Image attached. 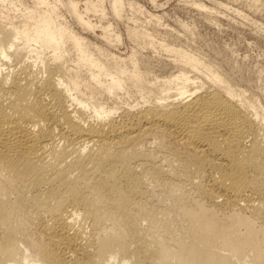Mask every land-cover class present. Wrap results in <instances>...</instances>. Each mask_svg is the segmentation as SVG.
I'll return each instance as SVG.
<instances>
[{
  "label": "bare ground",
  "instance_id": "6f19581e",
  "mask_svg": "<svg viewBox=\"0 0 264 264\" xmlns=\"http://www.w3.org/2000/svg\"><path fill=\"white\" fill-rule=\"evenodd\" d=\"M129 6L0 0V264H264L261 96Z\"/></svg>",
  "mask_w": 264,
  "mask_h": 264
},
{
  "label": "rangeland",
  "instance_id": "374dc122",
  "mask_svg": "<svg viewBox=\"0 0 264 264\" xmlns=\"http://www.w3.org/2000/svg\"><path fill=\"white\" fill-rule=\"evenodd\" d=\"M75 1L78 2L79 9L83 14L91 19L92 22L97 25L103 22V24L111 23L113 29L115 28L118 32H121L123 44L120 52L123 53L128 52L133 44V41L127 35L128 23L134 25L133 20L129 18L133 15L129 2H137L143 5L149 12L161 16L159 21L153 19L150 21V18L147 19V14L140 15L141 19L145 18L143 20L149 21L145 25L150 27V31L156 28L159 31V36L163 35L164 37L165 35L166 37L167 35V37H171H168L171 41L177 39L175 41L177 43H183L184 41V44L197 48L203 56L205 55L208 59H212L211 61L214 60L213 62L216 61L215 63L223 71L230 73L229 76L235 79L237 83H241L240 85L250 91L252 90L259 97L261 96L260 99L262 98L261 101L264 103V0H259L262 3L258 7L259 9L255 7L251 9L252 6H249L253 0H250V3L248 2L249 0H218L219 3L216 0H124L125 7L121 18L112 14L113 12L109 6L110 0H104L107 15L103 21L94 12L86 13V0ZM92 1L95 2L97 0ZM25 2L31 4L32 0H25ZM195 2L197 3L195 4ZM198 2H203L208 7H206L208 10L199 8ZM229 5L231 6L229 7ZM59 10L72 26L82 29L75 22L73 16H70L63 4H60ZM253 10H256L255 13ZM141 19L140 22L142 21ZM183 23L191 27L192 32L183 31ZM93 31H87L85 34L95 42L106 44L104 38L101 37L102 28L97 26ZM169 31L173 35H169ZM149 52L147 54L145 52V55H149L151 62H154L155 65L157 64L158 66L156 67L162 66L163 64H160V62L164 61L163 57L160 59L159 56L156 57V54ZM152 57L155 61L151 59Z\"/></svg>",
  "mask_w": 264,
  "mask_h": 264
}]
</instances>
